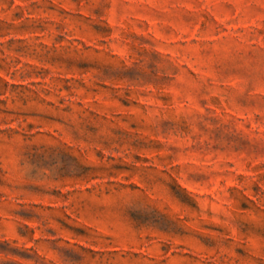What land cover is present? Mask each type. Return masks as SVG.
Instances as JSON below:
<instances>
[{"label":"rangeland","instance_id":"obj_1","mask_svg":"<svg viewBox=\"0 0 264 264\" xmlns=\"http://www.w3.org/2000/svg\"><path fill=\"white\" fill-rule=\"evenodd\" d=\"M0 264H264V0H0Z\"/></svg>","mask_w":264,"mask_h":264}]
</instances>
